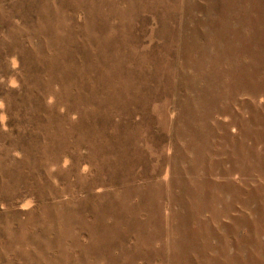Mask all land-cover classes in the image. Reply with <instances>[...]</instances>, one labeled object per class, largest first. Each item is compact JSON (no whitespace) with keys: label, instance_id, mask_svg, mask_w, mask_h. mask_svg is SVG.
<instances>
[{"label":"rangeland","instance_id":"obj_1","mask_svg":"<svg viewBox=\"0 0 264 264\" xmlns=\"http://www.w3.org/2000/svg\"><path fill=\"white\" fill-rule=\"evenodd\" d=\"M0 264H264V0H0Z\"/></svg>","mask_w":264,"mask_h":264}]
</instances>
